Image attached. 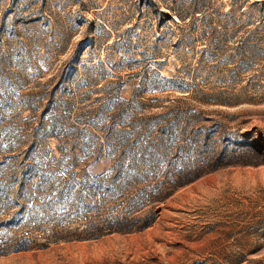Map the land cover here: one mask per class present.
I'll list each match as a JSON object with an SVG mask.
<instances>
[{"label":"rangeland","instance_id":"rangeland-1","mask_svg":"<svg viewBox=\"0 0 264 264\" xmlns=\"http://www.w3.org/2000/svg\"><path fill=\"white\" fill-rule=\"evenodd\" d=\"M0 264H264V0H0Z\"/></svg>","mask_w":264,"mask_h":264},{"label":"trees","instance_id":"trees-1","mask_svg":"<svg viewBox=\"0 0 264 264\" xmlns=\"http://www.w3.org/2000/svg\"><path fill=\"white\" fill-rule=\"evenodd\" d=\"M244 57V58H243ZM240 60H239V62H240V67L242 68V69H245L246 67H247V63H246V61H245V56H243ZM164 134H166V133H164ZM170 137V136H169ZM147 140L146 139H142V140H140L139 142H143L144 144H145V146H147V142H146ZM136 142H138V140H136ZM157 146H159V148L161 147L160 145H157ZM149 148H150V150L154 153V152H156L157 153V151L156 150H154V149H152V147H150L149 146ZM128 149H127V147L125 148V151H127ZM136 151V150H135ZM152 152H150V151H148V149H147V147H145L143 150H142V152L140 153L139 152V157L138 158H141V159H147V158H150V157H153V156H155L156 154H153ZM137 154V153H136Z\"/></svg>","mask_w":264,"mask_h":264}]
</instances>
